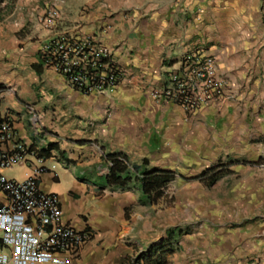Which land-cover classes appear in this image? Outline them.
I'll use <instances>...</instances> for the list:
<instances>
[{
  "label": "crops",
  "instance_id": "1",
  "mask_svg": "<svg viewBox=\"0 0 264 264\" xmlns=\"http://www.w3.org/2000/svg\"><path fill=\"white\" fill-rule=\"evenodd\" d=\"M21 1L54 14L33 25L28 80L18 81L19 91L0 83L7 88L0 115L13 130L0 152L13 144L31 151L13 166L26 171L24 178L11 168L0 175L21 181L44 167L39 189L57 196L64 224L89 233L75 254L64 255L66 264H143L150 246L176 227L188 232L167 264H264V0ZM84 35L107 48L119 68L112 94L74 90L41 57L51 39ZM194 53L214 59L225 86L207 107L187 114L152 94ZM44 151L46 157L35 155ZM111 154L131 172L172 171L175 180L218 163L255 164L231 166L212 186L226 178L224 208L232 211L200 223L184 218L179 204L166 206L175 180L155 203L142 201L137 182L124 190L107 186ZM6 203L0 194V206Z\"/></svg>",
  "mask_w": 264,
  "mask_h": 264
},
{
  "label": "built area",
  "instance_id": "2",
  "mask_svg": "<svg viewBox=\"0 0 264 264\" xmlns=\"http://www.w3.org/2000/svg\"><path fill=\"white\" fill-rule=\"evenodd\" d=\"M41 57L68 86L84 95L112 94L120 75L107 48L89 36H59L40 47ZM225 82L215 76L214 59L204 53L185 55L169 76L168 85L152 94L166 103L195 114L221 94ZM12 126L0 124V142L8 141ZM27 148L13 144L0 152V170L22 162ZM45 172L41 165L32 175L17 181L0 175V194L7 203L0 206V264H66L64 255H73L89 239L62 221L56 195L38 187Z\"/></svg>",
  "mask_w": 264,
  "mask_h": 264
},
{
  "label": "rangeland",
  "instance_id": "3",
  "mask_svg": "<svg viewBox=\"0 0 264 264\" xmlns=\"http://www.w3.org/2000/svg\"><path fill=\"white\" fill-rule=\"evenodd\" d=\"M46 11L42 14L37 12L31 2L0 0V83L10 84L9 89L19 91L18 81H26L31 75L29 59L37 48L34 43L37 33L33 25L40 24L44 17L50 18V15L54 14ZM8 63L11 65L8 66ZM7 94L10 95L11 92ZM10 170L17 179L24 178L25 170H18L16 167ZM225 179L216 187L210 188L199 181L188 182V179L177 178L168 186L166 206L179 204L184 218L198 217L197 220L203 219L200 223H205L206 219L211 217L224 219L232 211L231 208H224L227 199L222 191L228 186L225 185ZM63 186L60 183L59 187ZM211 213L213 214L210 215Z\"/></svg>",
  "mask_w": 264,
  "mask_h": 264
},
{
  "label": "trees",
  "instance_id": "4",
  "mask_svg": "<svg viewBox=\"0 0 264 264\" xmlns=\"http://www.w3.org/2000/svg\"><path fill=\"white\" fill-rule=\"evenodd\" d=\"M36 67V65H33ZM7 88L0 84V93L5 91ZM5 121V118L0 115V124ZM30 149H27V153H30ZM34 153V152H32ZM46 151L37 153L38 158L46 157ZM107 161L110 164L108 166V172L104 176V182L107 186L124 190L131 186L134 182H137L141 193L142 201L145 203H155L163 195L166 186L175 180V173L172 171L151 169L143 170L140 173L134 168L131 172L125 163V161L118 155H107ZM254 165L251 162H240V161H230L228 163H218L214 166H210L199 175L184 178L188 179L186 181H199L205 187H212L217 181H219L223 176L230 172L229 168L234 165ZM187 229L183 228H173L169 229L166 239L162 242L152 244L142 256L143 264H167L165 261V256L178 250V240L179 237L187 233ZM129 264H135L133 261Z\"/></svg>",
  "mask_w": 264,
  "mask_h": 264
}]
</instances>
